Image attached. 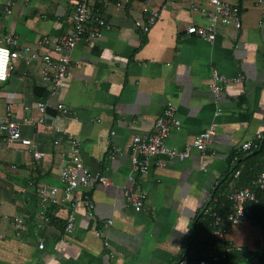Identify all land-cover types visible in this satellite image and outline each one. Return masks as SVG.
Here are the masks:
<instances>
[{
  "label": "crops",
  "instance_id": "obj_1",
  "mask_svg": "<svg viewBox=\"0 0 264 264\" xmlns=\"http://www.w3.org/2000/svg\"><path fill=\"white\" fill-rule=\"evenodd\" d=\"M5 1L0 0V42L11 33L20 45L34 46L40 37L71 29L72 0H12L8 16L2 10ZM171 1H150L151 10L167 5L144 35L135 27L145 19L142 0H91L89 28L99 35L76 46L65 86L54 96H41L40 63L12 64L8 81L0 83V123L10 104L22 136L43 156L37 160L28 148L0 138V264H176L184 252L201 258L208 232L197 217L211 193L220 183L227 194L250 188L264 169V5L230 0L241 7V29H220L208 43L186 32L202 23L186 8L188 0ZM96 18L109 27L98 28ZM213 70L243 77L241 85L227 86L218 105L207 87ZM39 101L50 105L42 124L36 122ZM167 102L177 107L181 124L168 135V146L183 148L213 121L215 135L204 153L193 151L182 162L163 158L162 166L152 159L145 174H131V139L150 132ZM58 103L68 109L66 116L55 110ZM216 109L221 112L214 118ZM67 134L77 137L84 167L110 184L92 182V217L83 205L85 190L74 191L75 224L64 235L72 208L40 207L37 189L47 185L62 191L59 171L68 161ZM257 135V146L243 155L239 146ZM126 187L146 195L141 211L125 203ZM245 216L223 244L261 257L260 215ZM106 221H111L107 227Z\"/></svg>",
  "mask_w": 264,
  "mask_h": 264
},
{
  "label": "built area",
  "instance_id": "obj_2",
  "mask_svg": "<svg viewBox=\"0 0 264 264\" xmlns=\"http://www.w3.org/2000/svg\"><path fill=\"white\" fill-rule=\"evenodd\" d=\"M26 2L28 0H25ZM91 0H72L73 12L72 23L69 32L50 38L49 36L40 37L34 46H22L18 42L15 34H5L0 42V83L5 82L9 77L11 70V58L18 59L25 66L30 67L35 62L41 65V80L47 90L48 95L54 96L64 86L69 73L72 62V52L76 46L82 41H89L98 37L99 32L89 28V7ZM151 0H142V12L145 15L144 21H136L135 27L144 35L157 22L161 10L166 8L167 4H162L159 9L151 10L149 3ZM188 0L185 3L190 13L199 16L202 19L201 24H191L186 28L189 35H194L203 41L212 43L220 29H228L239 31L242 27L241 15L242 10L238 3H230L224 0ZM257 5H264V0H252ZM173 1L169 0V3ZM170 3V4H171ZM12 0H7L2 4V10L5 15L11 14ZM98 28H108L109 25L101 18L95 20ZM76 63V62H75ZM243 77L238 75L228 78L213 70L211 79L207 85L208 90L213 96L215 105L224 94L228 85H241ZM40 116L36 120L37 124H42L47 117V109L50 105L45 101H39L36 104ZM55 110L62 116H66L69 111L62 104L58 103L54 106ZM5 119L0 123V138L8 145H21L28 148L33 157L37 160L41 159L43 153L37 150V147L30 139L22 136L20 124L12 119V106H7ZM220 109H216L213 117L216 118L220 114ZM180 121L177 118V107L167 102L162 114L154 121L150 132L143 135H135L132 137L129 152L131 159V174L133 172L145 174L148 171L150 161L158 158V166H162V159L176 160L182 162L186 160L193 151L204 153L215 135L217 124L213 121L209 126L186 142L181 149L170 147L166 144L168 135L173 130H179ZM261 136L257 135L254 139L246 141L239 146L238 150L243 155L249 153L257 146ZM68 145V161L59 171L60 181L64 187L60 192L56 187L41 185L37 189V195L40 207L44 208L48 204L52 205H69L72 211L65 219L64 235H69L75 224V209L77 208V200H74V191L78 189L85 190L87 193L83 198V205L86 214L92 217L94 212V202L88 196L92 182H98L107 186L110 184L109 179L99 173L92 174L84 167L81 160L80 144L76 136L73 134L66 135ZM57 143V142H55ZM113 152L117 150L112 148ZM112 157V155L110 156ZM237 159H235V162ZM239 174V170L235 171ZM253 188L258 190L264 189V170L261 171L252 182ZM251 187L233 188L226 195V200L230 203L229 211L221 217L208 206L202 209L201 214L213 218L210 228L213 240L218 242L224 240L230 231L242 223L244 220V208L247 203H258L256 193ZM125 203L134 211L139 212L143 209L146 202V195L138 188L126 187L123 192ZM22 221L17 220V223ZM111 221H106L104 226L107 227ZM17 225V224H16ZM17 227H19L17 225ZM97 236L101 235L100 231H95ZM264 235V228L262 229ZM108 246V243H104ZM39 249L43 248V242L38 245ZM225 254L217 255L211 252L207 257L199 260H191L187 253H182L176 264H215L220 259H224ZM250 264H264V254L261 257H254Z\"/></svg>",
  "mask_w": 264,
  "mask_h": 264
},
{
  "label": "trees",
  "instance_id": "obj_3",
  "mask_svg": "<svg viewBox=\"0 0 264 264\" xmlns=\"http://www.w3.org/2000/svg\"><path fill=\"white\" fill-rule=\"evenodd\" d=\"M143 43H144V41H143ZM11 69H12V66H11ZM10 72H11V70L9 71V76H10ZM8 79H9V77H8ZM8 79L1 84L6 83L8 81ZM42 91H43V93L41 96H43L44 94H48L46 91V88ZM263 170L264 169H262L261 171H263ZM220 185H221V183L218 184V186L211 193V200H210V203L207 204V206L210 209H212L213 211H215L218 215H221V217H223L229 211L230 203L226 200V194L227 193L225 192V190L224 191L222 190L223 188H220ZM251 189H253L255 191L256 196L258 198V203H256V204L247 203L245 205L244 212H245V214H247V213H253V214L259 213L260 216L258 218V221L261 222V224H263V226H264V189L258 190V189L253 188V187H251ZM221 191H223V193ZM201 212H200V216L197 217V220H202L204 222L206 230L208 232V238H207L208 242H207L206 254L204 256H202L201 258H192L189 254H187L189 256V258L191 260H199V259H203V258L207 257V255L209 253L214 252L217 255L225 254L224 259H220L215 264H234L236 261L239 260V257H243L245 259L246 256L248 259L247 264H250V261L254 256H252L250 254L248 255L247 253H243L242 250H231V249L227 248L223 244L224 240H220L218 242L213 240V237L211 234V228H210V224H211L213 218L203 216L201 214ZM263 248H264V245H263Z\"/></svg>",
  "mask_w": 264,
  "mask_h": 264
},
{
  "label": "rangeland",
  "instance_id": "obj_4",
  "mask_svg": "<svg viewBox=\"0 0 264 264\" xmlns=\"http://www.w3.org/2000/svg\"><path fill=\"white\" fill-rule=\"evenodd\" d=\"M224 1H227V2H230L231 3L230 0H224ZM17 61H18V59L11 58V64L16 63Z\"/></svg>",
  "mask_w": 264,
  "mask_h": 264
}]
</instances>
